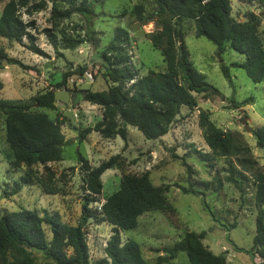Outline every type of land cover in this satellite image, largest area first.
<instances>
[{
    "label": "rangeland",
    "instance_id": "obj_1",
    "mask_svg": "<svg viewBox=\"0 0 264 264\" xmlns=\"http://www.w3.org/2000/svg\"><path fill=\"white\" fill-rule=\"evenodd\" d=\"M8 1L0 0V14ZM96 1L91 6L89 22L73 13L53 23L50 2L31 16L25 9L21 10L24 22L35 23V30L30 33L35 39L34 47L41 53L30 51L26 39L17 43L0 38V50L7 59L26 67L2 60L0 98L23 103L31 111L47 114L61 125L68 143L59 162L45 166H14L5 140L4 117L0 115V217L29 210L40 217L45 213L58 214L63 224L76 226L87 195L82 161L95 168L112 157H118L116 166L102 175V192L94 196V202L89 206L97 215L84 228L91 264L105 257L104 248L112 235L111 226L102 222L98 215L101 205L119 190L123 177H139L145 173L153 186L163 189L169 209L143 214L135 229L120 232V239L122 243L135 241L148 264H188L185 254L169 260L166 252L188 232L203 233V245L213 254L223 255L226 264H262L258 258L251 260L245 253L236 252L234 247L252 248L255 219L258 212L264 210L255 204V178L264 175V150L256 147L253 133L246 132L242 125L245 116L253 131L264 127V82L252 83L244 70L234 66L241 64L244 56L229 48L223 54H217L214 44L196 37L192 21L182 20L179 27L189 59L219 94H193L196 108L182 107L168 134L158 140H146L135 128L127 126L126 142L119 137L106 139L91 132L80 143V132L93 128L101 120L102 113L100 107L85 102L80 91L103 92L110 87L111 84L103 78V68L98 66L101 63L99 53L109 44L117 29H125L129 34L127 55L136 74L135 80L149 76L150 72L166 71L160 51L151 42V36L161 30L152 1ZM229 3L231 16L238 22L245 20L247 12L259 16L258 33L264 43V6L239 0H229ZM136 5L143 6L145 22L135 16L133 8ZM57 9L65 11L68 6L60 3ZM45 31L55 37V44ZM221 65L229 69L232 85L221 72ZM72 73L65 88L55 89L64 75ZM91 74L97 78L89 79L87 76ZM131 85L132 82L125 85L130 96L133 93ZM50 90L55 95V110L39 108L33 98ZM248 98H252L253 104L244 107L231 102L241 103ZM201 114L216 128L232 135L235 145L243 152L228 157L212 153L203 140ZM245 149L249 153H245ZM228 178L238 184L229 182ZM15 183L22 186L18 193H14ZM180 187L197 195L184 194ZM43 229L49 242L50 229L46 224ZM35 264L54 263L35 254Z\"/></svg>",
    "mask_w": 264,
    "mask_h": 264
},
{
    "label": "trees",
    "instance_id": "obj_2",
    "mask_svg": "<svg viewBox=\"0 0 264 264\" xmlns=\"http://www.w3.org/2000/svg\"><path fill=\"white\" fill-rule=\"evenodd\" d=\"M151 1L161 28L159 34L151 36V42L160 51L166 71L150 72L149 76L135 80L136 74L127 55L129 34L125 29H117L112 40L99 53L101 63L98 66L103 68V78L111 84L110 87L103 92L80 91L85 102L102 110L101 120L93 128L80 132V143L91 132H97L106 139L119 137L126 142L127 126L135 128L146 140H158L168 134L182 107L189 110L196 108L193 94H219L191 63L179 27L182 20L192 21L196 37H203L214 44L217 54L221 55L229 48L244 56L245 60L234 66L244 70L252 83L264 82V43L258 33L259 16L247 12L243 22L236 21L231 16L229 0ZM239 1L264 6V0ZM46 2L52 3L53 23L73 13L80 14L89 22L91 6L97 3L96 0L90 3L88 0H9L0 14V38L17 43L26 39L30 51L41 53L34 47L35 39L30 33V30H35L34 21L24 22L20 12L25 9L26 14L31 16L43 10ZM60 3L67 5L68 10H58L57 4ZM133 12L139 21H146L142 5H136ZM45 32L51 43L55 44V37L49 31ZM2 60L26 69L18 61L7 59L0 50V70ZM220 69L229 85H232L229 69L224 65ZM73 74L64 75L55 89L65 88L67 79ZM91 75L97 78L95 74ZM131 82L133 93L130 96L125 85ZM2 89L3 84L0 82V92ZM33 102L41 109L55 110L52 90L34 97ZM231 102L240 107L253 104L252 98L241 103ZM0 115L4 117L5 140L12 165L45 166L61 161L63 149L68 143L57 121L43 112L31 111L28 105L1 98ZM200 127L203 129L204 143L212 153L228 157L243 152V149L235 145L232 135L216 128L203 114L200 115ZM253 136L256 147L264 150V127L255 129ZM244 152L249 153L247 149ZM117 158L112 157L95 168L80 159L86 172L87 195L81 205V216L76 226L63 224L58 214L45 213L40 217L29 210L1 216L0 264H35V254L43 255L54 264H91L84 228L96 214L89 206L94 202V196L102 192V175L116 166ZM228 181L238 184L232 178H228ZM15 187L14 193H18L22 186L15 183ZM255 187V204L264 207V175L255 178ZM180 189L184 194L197 195L192 190ZM168 209L163 189L153 186L147 173L139 177H123L119 190L104 200L98 213L101 221L111 226L112 235L104 248L105 257L96 264H148L135 241L121 242L120 232L135 229L138 219L145 213L164 212ZM44 224L50 229L49 242L46 240ZM203 240V233H186L166 251L168 259L174 260L179 254H185L188 264H226L225 257L213 254L203 245ZM234 248L236 252L245 253L251 260L258 258L264 264V210L259 211L255 219L252 248Z\"/></svg>",
    "mask_w": 264,
    "mask_h": 264
},
{
    "label": "water",
    "instance_id": "obj_3",
    "mask_svg": "<svg viewBox=\"0 0 264 264\" xmlns=\"http://www.w3.org/2000/svg\"><path fill=\"white\" fill-rule=\"evenodd\" d=\"M242 125L244 127V130L248 133H253V129L248 125L247 118L244 116L242 119Z\"/></svg>",
    "mask_w": 264,
    "mask_h": 264
},
{
    "label": "built area",
    "instance_id": "obj_4",
    "mask_svg": "<svg viewBox=\"0 0 264 264\" xmlns=\"http://www.w3.org/2000/svg\"><path fill=\"white\" fill-rule=\"evenodd\" d=\"M87 77H88L89 79H91V78H92V75H88ZM92 79H93V78H92Z\"/></svg>",
    "mask_w": 264,
    "mask_h": 264
}]
</instances>
